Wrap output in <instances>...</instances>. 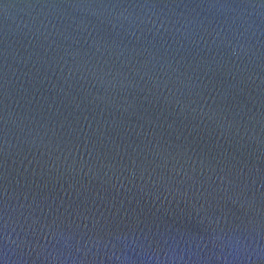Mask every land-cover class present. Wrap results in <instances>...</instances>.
Instances as JSON below:
<instances>
[{
	"label": "water",
	"instance_id": "obj_1",
	"mask_svg": "<svg viewBox=\"0 0 264 264\" xmlns=\"http://www.w3.org/2000/svg\"><path fill=\"white\" fill-rule=\"evenodd\" d=\"M0 264H264V0H0Z\"/></svg>",
	"mask_w": 264,
	"mask_h": 264
}]
</instances>
